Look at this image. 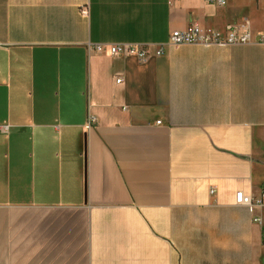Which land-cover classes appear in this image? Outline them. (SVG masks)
<instances>
[{"label": "crops", "instance_id": "1", "mask_svg": "<svg viewBox=\"0 0 264 264\" xmlns=\"http://www.w3.org/2000/svg\"><path fill=\"white\" fill-rule=\"evenodd\" d=\"M191 22L251 40L86 49ZM263 27L264 0H0V264H264L234 202L264 201Z\"/></svg>", "mask_w": 264, "mask_h": 264}, {"label": "built area", "instance_id": "2", "mask_svg": "<svg viewBox=\"0 0 264 264\" xmlns=\"http://www.w3.org/2000/svg\"><path fill=\"white\" fill-rule=\"evenodd\" d=\"M208 2L221 4L224 0H205ZM79 12L82 15H87L88 9L86 6H81ZM251 40V33L247 23L227 24L225 27L213 28L203 27L197 22L189 23L183 29H173L169 31L167 38L164 41L151 43L116 41V42H91L87 43L86 49L88 52L103 53L110 55L131 56L137 62H144L150 55H160L165 52L169 45L180 44H201V45H230L237 42H247ZM259 42L264 43V27L258 34ZM119 80V79H117ZM95 121V117L88 115L85 127L88 128ZM159 123V120L156 121ZM212 191V190H211ZM262 192L264 193V187ZM234 202L238 205L245 206L249 211L256 206L261 207L264 212V201L262 198H253L249 193H244L237 190L234 194ZM252 221L261 223L260 215H253Z\"/></svg>", "mask_w": 264, "mask_h": 264}]
</instances>
